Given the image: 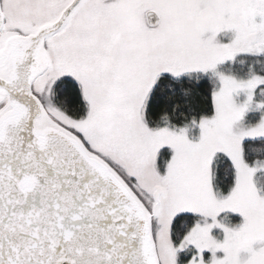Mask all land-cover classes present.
Segmentation results:
<instances>
[{"label":"snow or ice","instance_id":"obj_1","mask_svg":"<svg viewBox=\"0 0 264 264\" xmlns=\"http://www.w3.org/2000/svg\"><path fill=\"white\" fill-rule=\"evenodd\" d=\"M0 264H264V0H0Z\"/></svg>","mask_w":264,"mask_h":264}]
</instances>
